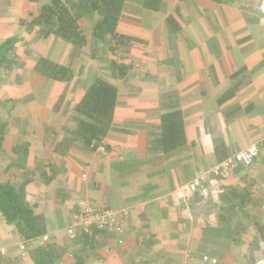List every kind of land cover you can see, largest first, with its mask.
Wrapping results in <instances>:
<instances>
[{"label": "crops", "instance_id": "obj_1", "mask_svg": "<svg viewBox=\"0 0 264 264\" xmlns=\"http://www.w3.org/2000/svg\"><path fill=\"white\" fill-rule=\"evenodd\" d=\"M42 2L0 0V52L12 41L9 53L20 50L21 54L19 67L8 76H3L0 69V108L4 106L5 110L1 115L17 119L22 115L16 111L21 100L23 114L43 121V126L35 131L25 132L28 139L23 142H31L40 150L47 170L56 168L64 173H58L63 180L73 184L74 191H67V200L59 207L68 210L78 199L85 198L92 206L101 205L97 200H106V208L129 212L124 218L121 216V227L115 226L121 231L109 229L113 238L109 239L108 264H191L201 260L200 256L196 258L201 250L210 257L219 253V264H241L225 247L239 249L245 245L251 248L246 257L252 262L255 246L262 248V241L249 234L241 235L242 243H237L236 237L227 240V230L230 232L231 228L225 224L231 222H220L213 212L225 202L220 200L206 211L211 200L208 203L204 195L201 207L195 210L191 194L183 187L214 167L216 158L224 160L254 143L261 144L264 150V0H177L178 15L173 13L175 8L166 12L171 0H164L159 12L147 10L137 0H126L118 30L134 39L132 45L121 47L123 64L134 68L124 79L113 81L119 91V104L105 140V157L86 149L59 156L55 149L72 122L73 116L68 112L79 94L102 73L105 78L110 76L113 54L104 55L106 42L95 41L87 23V43L80 50L54 37L40 39L39 27L32 23L41 13ZM170 16L179 26L178 31L169 26ZM42 57L70 66L75 73L72 81L61 83L35 73L33 66ZM11 102L16 105L7 107ZM176 110L182 114L186 142L166 153L158 141L162 116ZM43 112L44 118L40 115ZM20 132L21 129L11 130L7 134L4 143L10 140V144L5 143L6 149L17 144L18 141L12 143L13 136L19 138ZM217 151H225V155L217 157ZM75 160L86 165L89 181L81 180V171L73 170L77 167L72 163ZM255 166L259 168L255 181L262 190L258 189L252 205L245 207V218L254 214L264 218V161ZM245 168L240 164L228 179L210 170L206 186L215 189L214 185L221 182L239 185ZM39 182L35 184L36 192L34 187L29 191L32 200L48 193V187H40ZM158 200L162 203L153 202ZM257 208L259 212L255 211ZM223 214L227 218L230 215ZM72 221L70 214L67 224ZM151 225L161 231L154 246L133 252V243L144 235L146 238ZM119 234H124L122 245L116 239ZM0 240V248L10 249L9 254L0 251L1 264L9 263L16 253L21 255L16 246L22 241L15 230L1 231ZM218 245L225 251L212 250ZM240 258L244 259L242 254ZM22 259L26 264L25 257Z\"/></svg>", "mask_w": 264, "mask_h": 264}, {"label": "trees", "instance_id": "obj_2", "mask_svg": "<svg viewBox=\"0 0 264 264\" xmlns=\"http://www.w3.org/2000/svg\"><path fill=\"white\" fill-rule=\"evenodd\" d=\"M35 1L41 2V0ZM42 1L41 13L32 23L33 26L39 27L40 39L54 37L72 46L75 50H80L87 43L84 26L87 21H91L90 30H92L93 39L106 42L108 51L109 47L114 51L122 46L132 45L134 42L133 38L122 35L118 30L126 0ZM137 1L144 8L153 12H159L164 7V0ZM179 11L180 5L175 7L173 13L178 15ZM168 24L177 31L180 29L171 16L168 18ZM12 43V41H8L7 45L4 46L5 49L0 52V69H2L3 76H8L14 69L19 67L21 62L20 50L12 54L9 53L13 48L9 46ZM118 59L120 60L118 61ZM122 61L121 56L115 57L109 63L111 72L109 77L111 79L97 76L87 89L79 94L77 101L68 112L73 116V119L55 149L56 154L66 156L74 150L83 151L85 149L89 152L99 153V150L105 147V140L112 129L115 110L119 104V91L113 81L124 79L129 74L130 68H134L132 64L128 68ZM33 68L35 73L61 83L71 82L75 75L70 66L57 64L46 57L38 59ZM2 82L3 80L0 78V83ZM64 97L65 95L59 98L60 106L64 103L62 102ZM9 117V115L5 116L0 113V154L6 155L5 160L8 159L9 161L7 164L4 162L5 160H0V166L3 165L0 168V231L9 229L18 233L25 249L28 250L25 257L26 264H101L107 261L110 248L109 239L113 238L108 229H99L94 224L87 231L76 234L75 238L71 239L66 236V227L70 223L67 224V221H65V215L70 211L73 215L77 214V206L73 205L68 210L58 206L57 214L60 215L61 221H58L59 224L51 221V217L47 214V207L52 201V195L55 194L47 187L53 183L57 188L56 197L62 200L60 206L63 202H66L67 191L70 192V190L63 188L59 181L56 183V180L60 178L56 168L55 170L52 168V170L46 169L47 165H44L45 161L41 152H39L40 150H37L31 142L24 143L23 140H17V144L8 149L5 148L4 141L7 134L11 130L14 132L20 130L18 126L13 124L14 116H12V119ZM185 138L182 114L178 110L163 114L162 132L158 138L163 146V151L169 153V151L183 147L186 142ZM260 146L261 144H258L259 151L253 157L251 163H240L246 166V173L239 185L227 186L223 184L222 188L213 189L211 186H206L207 177L196 191L190 193L193 200L189 199V201L192 200L193 204L191 205L197 210L198 207H201L204 197H209L211 202L205 210L211 211L217 202L223 200L225 205L217 206V209L213 211L216 213L214 217L218 216L220 222L226 219L229 222L237 221L238 217H242V220L246 221L243 235L249 234L255 237L258 242L262 241L261 247L264 253L263 216L254 214L252 223H247L246 218L243 216L245 207L252 205L253 199L255 200V197L258 196V189L262 190L255 181L257 173H259V168L255 166V163L261 160L264 161V150H261ZM221 154L225 155V151L215 153L217 157ZM226 159L216 158L215 166ZM233 170L230 172L229 177L233 175ZM39 180L41 181L39 186L47 188L48 193L44 197L41 194L37 200H32L29 191L33 187L35 191V184ZM106 210H109V208L107 207ZM223 213H229L230 215L227 218ZM200 218L199 215V223L201 222ZM148 227L147 237L145 238L144 235V238L135 240L137 242L133 243L135 245L133 249L138 250L139 247L146 250L154 246V240L161 231L155 225ZM113 229L120 230L119 227H113ZM227 233L230 234L228 230ZM238 233L239 231L236 234L237 236L228 235L227 240L236 237L237 243H242V237L244 236L241 237L242 233L241 235H238ZM16 247L20 249L19 246ZM225 248L230 254L234 253V260L237 263L249 264L251 262H248L246 257L247 251L251 250L247 245L239 249ZM212 250L215 249L212 248ZM240 254L244 259L240 258ZM21 255L16 253L14 259L6 264H25ZM213 259V257H208L207 262L201 259L196 264H217ZM252 262L255 264V259ZM224 264L233 263L227 262Z\"/></svg>", "mask_w": 264, "mask_h": 264}, {"label": "rangeland", "instance_id": "obj_3", "mask_svg": "<svg viewBox=\"0 0 264 264\" xmlns=\"http://www.w3.org/2000/svg\"><path fill=\"white\" fill-rule=\"evenodd\" d=\"M176 4H177V0H171V3H170V6L167 8V10H166V12H169V11H172L175 7H176ZM87 24L88 25H91V21H87ZM103 48H104V51H103V53H104V55H107L108 57L109 56H111L112 54H113V58H118V57H121L122 55H123V51H122V49L120 48V49H117L118 51H108L107 50V45L104 43V45H103ZM30 59V58H29ZM120 59H118V61H119ZM101 76H105V74L104 73H102L101 74ZM4 90H2V92H3ZM3 99H4V97H2ZM21 100H18V102H17V108H16V111H17V114H22L19 118H17V119H14V121H13V124L14 125H16V126H18L20 129H21V136L19 137V138H17V137H15V136H13V138H15V139H13V144L14 143H16L17 142V140H23V141H25L24 140V138L25 139H28V137L25 135V132H29V131H35L36 130V127L38 128V126H43L42 125V122H41V120H40V118L38 117V116H36V118H34L33 117V115L31 116V115H26L25 113L23 114L22 113V109L20 108V102ZM22 102V101H21ZM7 105V107H11V105L14 107L15 105H16V103L15 102H11V103H8V104H6ZM24 108H26V106L24 105L23 106ZM6 108V107H5ZM0 111H1V114H3L4 112H5V110H4V106H3V108H0ZM38 113L39 112H35L34 114H37L38 115ZM40 115L44 118V117H46V116H44V112L43 113H40ZM42 119V118H41ZM6 144H10V140H6V142H5ZM4 143V144H5ZM5 144V147L7 148L8 146ZM100 152H101V154H103L102 156L103 157H105L104 156V154L106 153L107 154V150L105 149V147H103L102 149H100L99 150ZM105 154V155H106ZM198 155V154H197ZM6 155H3V154H0V160L2 159L3 161L6 159ZM70 158H72V157H70ZM195 158H196V156H195ZM60 161V160H59ZM79 160H75V161H72V163L75 165V166H77V167H75L73 170H77L78 171V173H80V171H81V173H80V176H81V180H84V181H89V179H90V177L87 175V172H85V167H86V165L85 166H83V164H81L80 163V161L78 162ZM5 163H9V161H8V159L7 160H5L4 161ZM75 162H77V163H79V164H81L83 167H81V168H83V169H81L80 168V166H78L77 164H75ZM3 166V165H2ZM2 166H0V168L2 167ZM213 167H211V169H212ZM81 169V170H80ZM211 169H209V170H207V171H205V172H203L202 174H200V175H198L197 177H200V176H202V175H207L208 173H209V171L211 170ZM70 170L68 169V172H69ZM59 174H64V173H61V172H58ZM62 178V179H61ZM139 178V177H138ZM57 181H59V184H61L62 186H63V188L64 187H67V188H70V191L71 192H73L74 190L72 189V186H73V184L72 183H68V180H63V175L59 178V179H57L56 180V183H57ZM223 184H225V183H219L217 186L219 187V186H221V185H223ZM54 184L52 183L48 188H50V190L55 194V195H52V201H51V203L48 205V207H47V214L51 217V221H54V222H57L58 223V221H61V219H60V215L59 214H57V210H58V206H60V204H58L59 202H58V199H57V197H56V192H57V188L55 187V186H53ZM217 186H215L214 185V187L216 188ZM149 188H152V186H150ZM38 190V188H36L35 189V192ZM40 190V189H39ZM41 191V190H40ZM35 195V194H34ZM36 196V195H35ZM76 197H74L73 199H72V201H74V199H75ZM97 201H100V204L101 205H97V204H94L95 206H94V209L95 210H101L102 208H104V207H106L105 206V204H106V200H97ZM53 202V203H52ZM77 204H75V206H77L78 204V206H79V208H80V206L83 208V207H85V206H87V205H89V202L87 201V199H85V198H81V199H78L77 201ZM153 202H159V203H162V200H158V201H153ZM210 202V198L208 197V203ZM55 203V204H54ZM57 203V204H56ZM77 206V207H78ZM91 206V205H90ZM68 208H72V205L71 206H69ZM255 211H258L259 212V209L257 208V209H255ZM72 212L70 211V213H68V214H66L65 215V219H66V221H67V219L69 218V216H70V214H71ZM124 214L125 215H129V212L128 211H126L125 210V212H123L122 213V217L124 218L125 216H124ZM73 214H71V216H72ZM118 215V214H117ZM76 216H78V215H76ZM76 216H74L73 218H76ZM118 216H120V215H118ZM121 217V216H120ZM238 220L237 221H232L231 222V224H229V223H226L225 224V227H227V228H231V233L229 234V235H231V234H237V232L239 231V233H238V235H241V233H242V235H243V231H244V226H245V223H246V221L245 220H242L243 218L242 217H238L237 218ZM246 220H247V223H252V221H253V218L252 217H250V216H247V218H246ZM120 223H124L123 222V219L122 218H119L118 220H117V222H116V224H119L120 225ZM263 223H264V221H263ZM59 224V223H58ZM120 227H121V225H120ZM56 230V229H55ZM58 230V229H57ZM109 230V229H108ZM126 232V231H125ZM125 232H124V234H125ZM224 232H225V230L223 231V233H220L221 234V236L223 237V234H224ZM122 233H123V231H122ZM0 234H1V231H0ZM124 234H119V236H117L116 237V239H117V241L120 243V245H122V244H124V242H125V238H124ZM215 234H217V232H211V235H215ZM211 237V236H210ZM213 237V239H219L217 236H212ZM2 239V238H1ZM224 239V238H223ZM2 241H4V239L2 240ZM2 241L0 240V244H2ZM20 243V242H19ZM213 244H211V246H212ZM221 245H218V246H214V247H212L213 249H215V250H217L218 252L219 251H225V248H223V247H220ZM223 246V245H222ZM9 247H2V248H0V251L2 252V254L4 253V254H9L8 253V251L10 250V249H8ZM18 248V247H17ZM19 248H20V250H21V254H22V257H26L27 256V253H28V250L27 249H25V247L24 246H19ZM11 249H12V251H14V249L11 247ZM25 250H27V251H25ZM136 249H133V252L135 251ZM138 250L139 251H141V249L138 247ZM255 250H258V246L256 247L255 246ZM0 252V253H1ZM198 254V255H197ZM218 254V256H221L219 253H217ZM263 255L264 254H260V251L258 252V251H256V258L258 259V260H261V259H263ZM197 256H198V259H199V256H200V258L203 260V261H208V257H210L209 255H207V253L206 252H204L203 250H201V251H198V253H196V258H197ZM202 256V257H201ZM218 256H216V257H213V258H216V262H217V264H219V262H220V259L218 260ZM212 257V256H211ZM255 258V259H256ZM264 260V259H263ZM194 261V260H193ZM200 260H198V261H196V262H199ZM214 261V260H213ZM196 262L194 263H191V264H196ZM109 263V261H105V262H102L101 264H108ZM256 264H264L263 262H262V260L261 261H259L258 263H256Z\"/></svg>", "mask_w": 264, "mask_h": 264}, {"label": "built area", "instance_id": "obj_4", "mask_svg": "<svg viewBox=\"0 0 264 264\" xmlns=\"http://www.w3.org/2000/svg\"><path fill=\"white\" fill-rule=\"evenodd\" d=\"M102 149V148H101ZM259 151V147L257 144H253L252 146L246 148L245 150L240 151L236 155L226 159L214 166L210 173H215L217 175L222 176L223 178H228L230 172L235 169L241 162L246 164L251 163L254 156L257 155ZM209 174V173H208ZM207 175H202L200 177H196L190 183L183 187V190L187 193H192L198 189V186L205 181L208 177ZM117 222V213L113 211L106 210H95L88 206L83 209V212L80 216L77 217L76 223L72 228L68 230V236L71 238L75 237V229L76 227H82L87 231L90 229L92 225H96L99 229L104 228H112L116 226Z\"/></svg>", "mask_w": 264, "mask_h": 264}, {"label": "clouds", "instance_id": "obj_5", "mask_svg": "<svg viewBox=\"0 0 264 264\" xmlns=\"http://www.w3.org/2000/svg\"><path fill=\"white\" fill-rule=\"evenodd\" d=\"M115 51H118L117 49L115 50ZM114 51V52H115ZM254 144H257V143H254ZM253 145V144H252ZM258 145V144H257ZM187 185V184H186ZM79 205V204H78ZM88 207H90V208H92V209H94V206H90V205H87ZM86 207V206H85ZM85 207H81L80 206V208H79V210H78V213L77 214H75V215H72L71 216V219H73V221L70 223V225H68L67 227H66V236H68V230L70 229V228H72L73 226H74V224L76 223V220H77V217L78 216H80L81 214H82V212H83V209L85 208ZM80 210H81V212H80ZM101 210H106V207H104V208H102ZM110 211H113V212H116L118 215H120V216H122V213L123 212H118V211H116V210H114V209H109ZM109 210H106V211H109ZM76 215H78V216H76ZM117 215V220L119 219V218H121L120 216H118ZM74 216H76V218H73ZM105 229H110V228H105ZM76 231H75V237H76V234H78V233H80V232H82V231H85V229L84 228H82V227H76V229H75ZM119 231H121V229L119 230ZM69 237V236H68ZM74 237V238H75ZM69 238H71V237H69ZM72 239V238H71ZM21 246H24V243H22L21 245H20V247ZM258 252L260 251V254H264L263 253V249L262 248H259L258 250H257ZM256 255V254H255ZM255 258H256V256H255ZM263 259H264V255H263ZM263 259H261L262 260V262L264 263V260ZM214 260V262H216L217 260H216V258H214L213 259ZM261 260H258L257 258L255 259V261H256V263H258L259 261H261ZM255 263V264H256ZM249 264H254L253 262H250Z\"/></svg>", "mask_w": 264, "mask_h": 264}, {"label": "bare ground", "instance_id": "obj_6", "mask_svg": "<svg viewBox=\"0 0 264 264\" xmlns=\"http://www.w3.org/2000/svg\"><path fill=\"white\" fill-rule=\"evenodd\" d=\"M250 147V146H249Z\"/></svg>", "mask_w": 264, "mask_h": 264}]
</instances>
